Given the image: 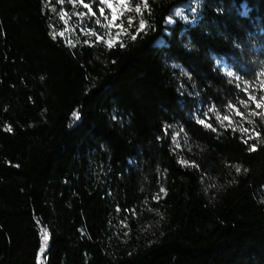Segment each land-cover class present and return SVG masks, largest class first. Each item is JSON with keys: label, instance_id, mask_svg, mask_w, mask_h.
Wrapping results in <instances>:
<instances>
[{"label": "trees", "instance_id": "16d2710c", "mask_svg": "<svg viewBox=\"0 0 264 264\" xmlns=\"http://www.w3.org/2000/svg\"><path fill=\"white\" fill-rule=\"evenodd\" d=\"M146 2L0 0V264H264V0Z\"/></svg>", "mask_w": 264, "mask_h": 264}, {"label": "rangeland", "instance_id": "374dc122", "mask_svg": "<svg viewBox=\"0 0 264 264\" xmlns=\"http://www.w3.org/2000/svg\"><path fill=\"white\" fill-rule=\"evenodd\" d=\"M76 1L83 7L88 5V7L85 8L93 17L97 18L106 26L110 35L112 34V30H119L124 26V23L132 20L129 13L133 8L126 3V0H104V2H101V0H91L90 2H86L85 0ZM109 5H111V7H109ZM101 9H103V14L101 13ZM72 29L73 27L69 26L65 35L71 40ZM224 71H226L228 75L232 73L226 68H224ZM245 90H247L250 98L258 96L260 103L264 102V72L259 77L256 85H247Z\"/></svg>", "mask_w": 264, "mask_h": 264}, {"label": "snow or ice", "instance_id": "6c2138e0", "mask_svg": "<svg viewBox=\"0 0 264 264\" xmlns=\"http://www.w3.org/2000/svg\"><path fill=\"white\" fill-rule=\"evenodd\" d=\"M101 2H104V0H101ZM143 3H144V6L147 7V2H146V0H143ZM85 7H88V5H85ZM109 7H111V5H109ZM136 11L139 12L140 9L137 8ZM101 13L103 14V9H101ZM129 22L131 23V20H130ZM140 28H141V29L144 28V22H143V21H141V23H140ZM133 38H134V37H133ZM109 46H111V43H110ZM229 75H233V74H232V73H229ZM250 99L255 100V97H251ZM245 106H247V105H245ZM256 107H258V108H259V107H264V102H262V103H257V104H256ZM200 122L203 123V121H200ZM209 127H210V125H209ZM9 130H10V129H9ZM251 150H255V148L253 147ZM44 239H45V241L47 240V235H46V234H45V236H44Z\"/></svg>", "mask_w": 264, "mask_h": 264}]
</instances>
